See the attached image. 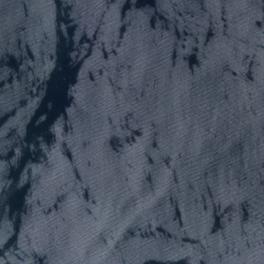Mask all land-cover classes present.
Masks as SVG:
<instances>
[{"label": "water", "instance_id": "obj_1", "mask_svg": "<svg viewBox=\"0 0 264 264\" xmlns=\"http://www.w3.org/2000/svg\"><path fill=\"white\" fill-rule=\"evenodd\" d=\"M0 264H264V0H0Z\"/></svg>", "mask_w": 264, "mask_h": 264}]
</instances>
